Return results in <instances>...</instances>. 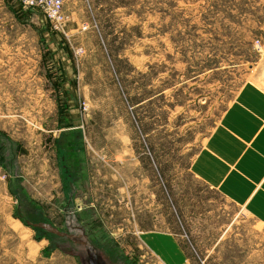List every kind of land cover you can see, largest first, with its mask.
Listing matches in <instances>:
<instances>
[{
    "label": "rangeland",
    "instance_id": "1",
    "mask_svg": "<svg viewBox=\"0 0 264 264\" xmlns=\"http://www.w3.org/2000/svg\"><path fill=\"white\" fill-rule=\"evenodd\" d=\"M6 1L0 264H82L39 222L86 234L106 264H191L146 242L178 245L174 208L204 264H264V189L222 184L260 148L241 111L264 124V0H63L58 32Z\"/></svg>",
    "mask_w": 264,
    "mask_h": 264
},
{
    "label": "crops",
    "instance_id": "2",
    "mask_svg": "<svg viewBox=\"0 0 264 264\" xmlns=\"http://www.w3.org/2000/svg\"><path fill=\"white\" fill-rule=\"evenodd\" d=\"M22 6L26 7L25 5H22ZM254 108L255 107H253L252 105L248 103V107L242 108L241 117L244 119V122H247L248 124L251 123L252 126L249 127L248 129L251 135H254L257 137L259 142L256 141L255 144L260 145V148L258 149L257 152H252L251 156L244 155L242 159L236 162V165L233 166V168L237 169V171H233L229 175L223 178L222 184L223 186L225 185L227 188L264 189V187H259L258 185L259 184L258 180L261 177H264V124L259 125V123L257 122L252 124V122L256 119H254V115L249 113L247 109H251L250 111H252V109ZM257 113H260V114L264 113V108L258 109ZM222 140H225L227 142V139H222ZM210 159L212 162L214 160H217L215 156L214 157L210 156ZM226 165H227V162L225 161L224 166L226 167ZM250 169L252 170L251 174H247L246 172ZM237 185L239 187H237ZM254 185H257V186L254 187ZM222 194L224 195V193ZM146 242L148 243L149 246L153 247L155 251L159 252L161 255H168L169 253H171L172 256L175 258V260L177 261H182L186 259L184 257L185 255L182 249L180 248V246L174 243L173 239L166 235H152L151 234L147 236Z\"/></svg>",
    "mask_w": 264,
    "mask_h": 264
},
{
    "label": "built area",
    "instance_id": "3",
    "mask_svg": "<svg viewBox=\"0 0 264 264\" xmlns=\"http://www.w3.org/2000/svg\"><path fill=\"white\" fill-rule=\"evenodd\" d=\"M21 2L25 6L41 10L45 14L52 30L57 32L63 31L67 21L63 10V0H21ZM5 177V173L0 171V179H4Z\"/></svg>",
    "mask_w": 264,
    "mask_h": 264
},
{
    "label": "water",
    "instance_id": "4",
    "mask_svg": "<svg viewBox=\"0 0 264 264\" xmlns=\"http://www.w3.org/2000/svg\"><path fill=\"white\" fill-rule=\"evenodd\" d=\"M32 225L34 227L43 228L57 236H61V237L64 236L71 242L82 246L85 251V256L80 255L82 264H106L98 255L96 248L87 238L86 234L80 235V234L66 233L64 231L57 229L55 226L44 222L33 223Z\"/></svg>",
    "mask_w": 264,
    "mask_h": 264
},
{
    "label": "trees",
    "instance_id": "5",
    "mask_svg": "<svg viewBox=\"0 0 264 264\" xmlns=\"http://www.w3.org/2000/svg\"><path fill=\"white\" fill-rule=\"evenodd\" d=\"M12 0H8L6 1V3H11ZM125 2L124 1H120L119 3H116L115 5H107V9L109 11L112 10V8L114 7H117V6H125ZM125 40V39H124ZM124 43L123 41L120 42V46L118 47L119 49L123 48L124 47ZM139 100H137L138 102ZM0 150H1V147H0ZM0 158H1V152H0ZM0 165H1V161H0ZM189 168V166H188ZM213 190H216L217 192H219L217 189H213ZM220 193V192H219ZM166 195L168 197V202H169V205H173V200L171 198V189H166ZM222 195V194H221ZM199 200V199H198ZM173 215H174V219H172V222L174 224L175 222V228H177V230H175L174 227H172V230H170V232L176 237L177 239V242H178V245L180 246V248L182 249L184 255L186 256V258L189 259V261L191 262V264H204L203 260L200 259V257L198 256V254L195 252V250H193L192 248V251L189 249V246H188V241H185L184 239H180L178 238L180 236V232L178 230H180V226L178 225L181 224V217H183V211L180 210L179 208H174V212H173ZM178 221V222H177ZM174 228V229H173ZM191 241V240H189ZM196 259H198L199 262H196ZM82 263V262H81Z\"/></svg>",
    "mask_w": 264,
    "mask_h": 264
},
{
    "label": "flooded vegetation",
    "instance_id": "6",
    "mask_svg": "<svg viewBox=\"0 0 264 264\" xmlns=\"http://www.w3.org/2000/svg\"><path fill=\"white\" fill-rule=\"evenodd\" d=\"M64 232H66V231H64ZM66 233H68V232H66ZM62 237H64V236H62Z\"/></svg>",
    "mask_w": 264,
    "mask_h": 264
}]
</instances>
